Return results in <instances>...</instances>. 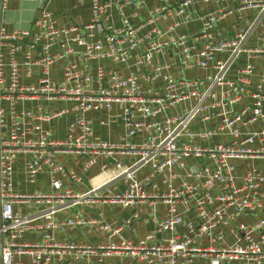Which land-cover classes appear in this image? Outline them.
<instances>
[{
	"label": "built area",
	"instance_id": "1",
	"mask_svg": "<svg viewBox=\"0 0 264 264\" xmlns=\"http://www.w3.org/2000/svg\"><path fill=\"white\" fill-rule=\"evenodd\" d=\"M41 4H46L49 0H37ZM113 0H94L93 15L91 20L84 24L69 25V27L58 28L55 26L53 14L43 10V16L36 21V25L41 28L38 32L23 31L13 34H2L1 43L8 45L11 49L10 60V83L1 91V97L11 101L12 105L21 98H33L45 96L47 99H71L79 102V114L72 123V129L78 132H70L66 138L53 139L49 132L41 133L37 140H26V131L21 123L16 119L13 121L9 131V137L2 138L1 142V178H2V217L4 234L3 264H18L15 262L17 254H30L33 257V264H50L52 256L57 255L63 258L65 255H74L78 258L87 257L89 260L102 261L105 256L124 255L139 261L157 264H201L196 262L199 257H210L209 264H227L231 261H240L241 264H264V217L254 225H240L231 228V232L236 237V242L231 245L213 246L216 242H225L227 227L235 215L245 210L264 209V192L257 188L264 182V173L258 169L249 170L244 176L235 173L234 160L241 158H264V130L256 133H245L240 127V123L255 121L258 117H264V93L261 83L253 92L254 101L250 107H246L240 112H230L227 107L239 101L244 92V84L248 82L246 77H239V81L226 79L230 62L235 60L242 52L250 51L254 54H263V48L247 49L244 46L248 32L237 34L234 38L224 39L219 44H209L199 53L202 60L196 59L191 53V45L187 37H180L178 45L184 46L182 51L183 65L192 67L195 65H206L207 61L213 60L214 55L231 50V60H217L214 62L216 74L212 77L213 86L229 84L230 91L226 93L223 100L218 105L212 104L206 107L199 101L190 110L167 117L163 121H152L149 124L145 120H139L138 116L147 118L156 116L161 111L176 103L189 99L192 96L201 95L200 88L205 84L204 80L182 81L183 87L177 92L176 88L180 84L176 78L166 73V66H156L154 68L155 77H163L165 88L162 92L155 91L154 95H145L141 91L138 77L130 75L128 77L118 76L115 72L108 73L100 67L97 76L93 79L89 75H83L72 70L73 65L66 67L65 78L60 83L51 82L48 77L41 79L38 86L22 85L20 82L19 63L14 54L25 46L29 49L40 47L42 56L39 63L45 67L48 74L50 66L64 57L73 49L62 52H52L51 46L63 35L74 33L70 40L79 45L85 46L84 54L87 58L111 57L116 61H126L133 55L145 40L151 41L153 33L158 34V27L144 37L138 35V27L133 26L125 17L123 27L111 33L104 34L95 41L88 42L86 37H93L96 34L105 32L104 18ZM196 0H182L178 13H183L185 9ZM127 4H134L136 0H128ZM262 7L264 12V0H243L242 7ZM166 11V5L154 9L148 23L156 21ZM227 13L209 15L204 22L203 36L208 32L220 18ZM252 26H250L251 28ZM249 31V29L247 30ZM41 40L45 43L39 45ZM64 47V44L62 45ZM162 44L152 41L151 48L139 56L141 61H151L155 52L161 49ZM37 62L31 58V52L26 53L25 65L28 67V74L31 73L32 65ZM252 65H247L241 69V73L250 74ZM111 77L113 87L107 89L104 80ZM76 80V85L68 87L67 83ZM94 80L100 83V87L95 90L91 87ZM119 102L124 105L121 117L130 130V134H136L143 125L147 127L150 134L148 140L141 145L132 143L116 144L102 140H91V128L84 119L83 114L89 110H99L103 104L111 106V103ZM152 103L156 105L153 106ZM218 108L222 117L221 124L205 132L196 134L191 131L192 121L209 109ZM64 113L60 111L52 116ZM37 114L34 116L35 123L32 128L40 129L39 120L49 118ZM209 117V116H208ZM1 123V120H0ZM229 131L232 138L230 141L213 142L209 146L194 144L196 137L211 139L215 134ZM259 139L263 143L260 147H253L252 144ZM31 153V159L27 164V172L31 179H34L43 164H49L53 172L68 174L64 165L59 163L60 156L79 154L87 156V167L95 163V155L99 153L113 156L115 153L123 155H138L139 158L131 165H125L121 161L115 163L111 168L112 177L107 183L98 185L84 193H74L66 190L61 193L43 192L36 194H19L13 191V170L14 163L19 153ZM189 156L200 158H210L214 163V168L204 167L199 174L198 183L185 180L176 186L172 181L168 182V191L163 193H151L145 188V184L137 179V172L146 165H151L156 174H164L172 170L174 165L180 168L184 165V159ZM105 168V166H103ZM72 179H76L74 173H69ZM122 178L126 183L125 189L120 193H115L108 188V184L115 179ZM238 182V184H237ZM52 183L60 185V181L52 175ZM218 185L216 191L213 187ZM250 187L255 191L252 196H240L239 193L244 188ZM196 198L195 211L197 219L186 220L178 211L180 202L189 203L191 198ZM38 203L52 204L51 208L42 214L45 219V236L42 242L20 243L17 238L23 232L31 228L30 219L20 212H15L13 204L17 201H31ZM160 201L167 208V216L159 218L155 216L154 221L158 231L167 233L166 242L161 244L150 243L153 234L147 235L139 243L130 241L115 243L111 236L119 229L111 227L103 219L86 221L82 217L76 221L78 224H99V227L107 234V242L100 243H77L74 241L57 242L53 237V230L62 225H70L73 220L58 223L54 220L55 212L73 207L76 205L93 204H120L123 207L133 208L143 203ZM56 204V205H55ZM216 204V205H214ZM232 209V214L228 210ZM137 216V215H136ZM178 224H184L189 232H197L198 237H208L211 241L209 247H195L193 239L186 233L176 230ZM256 233L261 234L260 240L255 237ZM181 260V263H179Z\"/></svg>",
	"mask_w": 264,
	"mask_h": 264
},
{
	"label": "crops",
	"instance_id": "2",
	"mask_svg": "<svg viewBox=\"0 0 264 264\" xmlns=\"http://www.w3.org/2000/svg\"><path fill=\"white\" fill-rule=\"evenodd\" d=\"M128 0H113L105 14L104 27L105 32L96 34L93 37H86L88 42L111 33L123 27V19L126 17L129 22L138 27V35L144 37L158 27L159 33H153L150 41L145 40L135 49L133 55L126 61H116L111 57L87 58L84 54L85 46L73 43L70 38L74 33L63 35L50 48L52 52L58 51L64 53L65 50L72 48L64 57L59 58L56 63L49 68L48 74L45 73V67L39 63L42 56L40 47L29 49L28 46L15 51V58L19 63L20 82L22 85L38 86L41 79L48 77L51 82L60 83L65 78L66 67L73 65L74 72L83 75H89L93 79L98 74L100 67H103L108 73L115 72L118 76L128 77L135 75L138 77L141 91L145 95H154L155 91L162 92L165 88L163 77L154 76L156 66H166L164 70L171 76L179 80L176 91L179 92L183 87V82L192 80H204L205 84L200 88L201 95L192 96L189 99L182 100L175 105L161 111L156 116L142 118L139 114V120H145L146 124L152 121H163L167 117H173L184 110H190L196 106L199 101L206 107L212 104L218 105L226 93L231 89L229 84L213 86L212 77L216 74L214 62L217 60H231V50L214 55L213 60L207 61L206 65H195L185 67L183 65L182 51L184 46L178 45L180 37H187L191 45V53L196 59L202 60L199 53L209 44H219L224 39L234 38L237 34L248 32L245 39V48H263L264 49V12L262 7L246 6L242 7L243 0H196L188 6L183 13H178L182 0H136L134 4H127ZM94 0H49L46 4H41L37 0H5L2 18V34H13L23 31L39 32L41 28L36 25V21L43 16V10H49L58 28L69 27V25L83 26L88 23L93 15ZM166 5V11L160 16L156 23H148L151 12L159 6ZM218 11L227 14L215 23L208 35L203 36L204 22L209 15L218 13ZM250 26H252L250 28ZM249 29V31H247ZM152 41L162 44L161 49L154 53L151 61H141L140 55L146 53L152 46ZM45 40H41L39 45H43ZM64 44V47L62 46ZM31 52L33 61L31 73L28 74V67L25 65L26 53ZM10 60L11 49L8 45H0V126L6 131L2 132V138L9 137L13 121L16 119L21 123L26 131V140H37L41 133L49 132L53 139L61 140L67 137L70 132H78V129H72V123L79 114V102L76 100L47 99L45 96L33 98H21L12 105L11 101L1 97V91L7 88L10 83ZM247 65H252L253 70L250 74L241 73V69ZM239 77H246L248 82L244 84L242 98L229 105L227 109L234 113L240 112L246 107H250L253 99V92L258 84L261 83L264 93V53L254 54L250 51L242 52L235 60L230 62L226 79L239 81ZM240 82V81H239ZM113 81L109 76L104 80V86L107 89L113 87ZM76 85V80L67 83L68 87ZM91 87L97 90L100 83L94 80ZM264 104V100H263ZM155 106V103H152ZM124 105L119 102L111 103V106L103 104L99 110L89 109L83 116L91 128L90 139L107 141L116 144H125L127 142L141 145L148 140L149 130L146 125L140 127L136 134L131 135L124 119L120 116ZM64 113L52 116L57 112ZM41 114L50 116L37 121L40 129L32 128L35 123L34 116ZM205 116H197L191 124V131L196 134L205 132L221 124L222 117L219 115L218 108L213 112L207 109ZM209 116V117H208ZM242 131L245 133H256L264 130V117H258L255 121L240 123ZM232 138L229 131H222L215 134L211 139H202L200 136L193 141L194 144L209 146L213 142H228ZM263 143L257 138L252 144L253 147H260ZM139 158L138 155L114 154L107 156L99 153L95 155V163L87 167V156L79 154H70L60 156L59 163L64 165L69 173H74L76 179L62 172H53L49 164H43L34 179H31L27 172V164L31 159V153L22 152L17 155L13 170V191L19 194H36L43 192L61 193L71 190L74 193H84L98 185L107 183L111 179V168L116 162L121 161L125 165H131ZM105 166V168L103 167ZM204 167L214 168V163L210 158H200L189 156L184 159V165L180 168L174 165L172 170L164 174H156L153 167L149 164L142 167L137 172V179L145 184V188L151 193H163L168 191V182L173 185H180L183 181L190 180L198 183L199 174ZM234 170L239 176H244L249 170L258 169L264 173V158H241L234 160ZM60 181V185L52 183V175ZM238 184V182H237ZM218 185L213 187L216 191ZM126 187L124 179L119 178L111 181L108 188L115 193L122 192ZM264 192V182L257 188ZM254 189L246 187L239 193L242 196H252ZM196 198H191L189 203L180 202L177 211L184 216L186 220L197 219L195 204ZM56 205V204H55ZM216 205V204H214ZM52 204L38 203L31 201H17L13 204L15 212H20L23 216L30 219L31 228L22 233L17 241L20 243L42 242L45 236V219L42 214L51 208ZM232 214V209L228 210ZM137 215V216H136ZM155 216L165 218L167 208L160 201L143 203L133 208L123 207L120 204H93L76 205L61 209L54 213L53 218L58 223L73 220L74 223L53 230L54 240L57 242L74 241L77 243H100L107 242V234L99 227V224H78L76 221L82 217L86 221L103 219L118 232L111 236L115 243L130 241L134 244L139 243L147 235L153 234L150 243L161 244L166 242L167 233L158 231L155 225ZM264 217V209L245 210L234 216L230 224L225 227V242L211 243L208 237H198L197 232H189L184 224H178L176 230L180 233H186L193 239L195 247L231 245L236 242V237L231 232V228L242 224L252 226L258 220ZM255 237L260 240L261 234L256 233ZM33 257L30 254H17L15 262L18 264H33ZM196 262L209 264L210 257H199ZM181 263V260H179ZM50 264H157L139 261L124 255L105 256L102 261L89 260L87 257H76L74 255H65L60 258L57 255L52 256ZM227 264H241L240 261H231Z\"/></svg>",
	"mask_w": 264,
	"mask_h": 264
},
{
	"label": "water",
	"instance_id": "3",
	"mask_svg": "<svg viewBox=\"0 0 264 264\" xmlns=\"http://www.w3.org/2000/svg\"><path fill=\"white\" fill-rule=\"evenodd\" d=\"M5 0H0V45H1V32H2V18H3V9H4ZM6 129L1 128L0 126V264H3V247H4V234L2 232L3 228V217H2V178H1V142H2V132H5Z\"/></svg>",
	"mask_w": 264,
	"mask_h": 264
}]
</instances>
